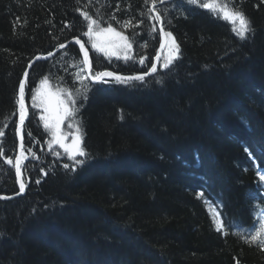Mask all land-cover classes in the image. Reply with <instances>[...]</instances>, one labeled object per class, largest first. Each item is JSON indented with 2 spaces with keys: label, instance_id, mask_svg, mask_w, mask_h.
Segmentation results:
<instances>
[{
  "label": "trees",
  "instance_id": "obj_1",
  "mask_svg": "<svg viewBox=\"0 0 264 264\" xmlns=\"http://www.w3.org/2000/svg\"><path fill=\"white\" fill-rule=\"evenodd\" d=\"M216 2L239 6L254 30L250 38L241 41L221 14L187 0L157 7L179 59L144 82L90 83L74 120L62 125L73 132L68 124H79L88 153L74 172L63 167L72 161L58 146L49 148L31 95L45 77L53 90L79 88V48L68 45L32 66L21 131L26 188L0 201V264H264V251L245 242L264 208V3ZM147 7L144 0H0V196L18 193L15 101L28 64L74 39L86 42V12L132 45L125 61L85 43L92 74H142L160 46L157 22L142 15ZM195 188L220 197L206 200L223 232Z\"/></svg>",
  "mask_w": 264,
  "mask_h": 264
},
{
  "label": "snow or ice",
  "instance_id": "obj_2",
  "mask_svg": "<svg viewBox=\"0 0 264 264\" xmlns=\"http://www.w3.org/2000/svg\"><path fill=\"white\" fill-rule=\"evenodd\" d=\"M165 3V0H144L145 5H148L146 11L142 15H148L149 19H154L162 23V15L157 9V3ZM264 3V0H261ZM79 3V0H77ZM189 5L202 6L206 9L211 10L214 14L219 13L222 18L229 21L232 25V31L241 40L245 41L250 38V34H253L254 30L252 28L250 20L240 10L239 6L229 7L227 3H218L216 0L212 2H206L203 4L199 3V0H187ZM167 9H165L166 14ZM155 15H149L152 13ZM86 21V31L82 32V36L87 37L86 42H82L80 38L75 40V43L79 45V51L83 54V60L80 61L82 67L79 68V72L76 74V79L80 83V87L77 88L73 85L72 90L64 87H57L53 90V87L49 83V79L45 77L40 80L39 87L35 88L33 94L31 95V100L33 107H39L42 109V114L40 115V120L44 123V128L48 130L51 135V140L49 142V148L51 149L53 145H57L66 154L67 158L72 161V166L65 163L63 167L70 171H76V166L83 165L86 159H77L78 157L88 158V153L82 147V136L81 129L78 123H69L68 128H74L73 132H65L62 130V125H64L66 120H74L76 113L79 109L76 107L77 97L87 99V93L90 91V83H110L115 81L120 84H128L131 81L144 82L145 76L152 75L157 72V63H160L161 70H169L174 64V61L179 59L180 48L176 43L170 31H165L162 27L160 29V35L164 42L160 44V49L164 52L163 59L161 60L160 53H157L155 60L157 63H151L148 71L142 74L133 75H118L112 71H96L92 74V62L89 58V50L85 47V43L91 45V48L98 53H102L104 57L111 58L115 56L117 59H123L128 61L132 59L129 55L131 52L132 45L129 43L128 37H126L121 31H117L116 28L112 26L111 23H106L102 25L101 20L94 19L91 15L86 12H81ZM111 20H115L116 17L112 15ZM119 23V21H117ZM131 24V20L124 22V27H128ZM67 27V25H66ZM155 30V29H153ZM61 48L65 47L64 44L60 45ZM52 53H49L51 55ZM39 59V57H37ZM141 65L145 64V58L141 57L138 60ZM31 67V64L28 66ZM81 73H86L81 75ZM24 79L19 82V92L18 98L15 103L18 105L19 111V132L23 129L25 120L27 118L28 112L25 106V83L27 81L28 72L23 73ZM111 78V80L107 79ZM89 82V83H86ZM156 83H162V81H156ZM75 93V95H74ZM3 133L0 132V136ZM30 135V134H29ZM71 136V141L66 142ZM20 154L15 157V174L19 181V194L25 191L26 184L23 180H20L21 176V161L26 159L24 155V144L23 135H20ZM247 151V149H245ZM59 156V153H56ZM12 164V160L6 161ZM259 181L264 182V175H259ZM39 184L40 181L36 180ZM203 196L204 193L199 194ZM255 198L256 193L250 194ZM11 197L0 196V199H10ZM261 216V222L259 223V228L256 229L255 224L249 227L248 234L250 239L245 242L249 245H256L260 250L264 251V208H261L258 213ZM219 214H217L218 216ZM225 229V224L219 218L216 220V231L223 232ZM255 234H251L252 232ZM227 234V233H225ZM2 235V234H0Z\"/></svg>",
  "mask_w": 264,
  "mask_h": 264
},
{
  "label": "water",
  "instance_id": "obj_3",
  "mask_svg": "<svg viewBox=\"0 0 264 264\" xmlns=\"http://www.w3.org/2000/svg\"><path fill=\"white\" fill-rule=\"evenodd\" d=\"M172 1H173V0H165V3H158V4H157V7H160V6H162V5H164V4H167V3H171ZM155 14H156L155 12L152 13V15H155ZM155 21H156V20H155ZM156 22H157V27H158V30H159V33H160V29H161V27H162V23L159 22V21H156ZM75 40H76V39H74V40H72V41H70V42L64 44L65 47H63V48L60 47L58 50H56L55 52H53L51 55H48V56H45V57H39V59H37V58L33 59V60L28 64V66L31 64V67L29 68V67L27 66V68H26L25 71H27V72H28V75H29V72H30L31 68H32V66H33L35 63L43 62V61H47V60L51 59V58L54 57L59 51L65 49L68 45H74V46H76V47L79 48V45H77V44L75 43ZM162 42H164V41H163L162 38H161V43H162ZM158 53H160V55H161V59H162L163 52L161 51V49H159ZM81 58H82V60H83V54H82V53H81ZM89 58H90V52H89ZM153 63H157V61L155 60V58H154V62H153ZM159 65H160V63H157V69L159 68ZM85 74H86V73H85ZM115 74H116V73H115ZM118 75H120V74H118ZM152 75H153V74H152ZM152 75H147V76H145V79L151 77ZM22 79H24V76H23V75H22ZM22 79H21V80H22ZM131 82H136V81H131ZM91 84H98V83H91ZM18 92H19V89H18ZM17 96H18V95H17ZM17 98H18V97H17ZM25 106H26V108H27V104H26V102H25ZM27 112H28V110H27ZM27 119H28V115H27V118H26L25 122L27 121ZM24 124H25V123H24ZM18 129H19V121H18L17 126H16V139H17V143H18V152H17V154H16V157L19 156V154H20V144H21V140H20L21 131H20L19 134H18ZM14 164H15V160H14ZM14 169H15V168H14ZM15 176H16V174H15ZM16 179H17V177H16ZM20 180H22V179H21V176H20ZM17 189H18V193H19V181H18V179H17ZM23 195H24V192H23L22 194H19V195H18V194H15V195H13V196H10V197H11L10 199H0V200H1V201L13 200V199H16V198L22 197ZM5 197H6V196H5Z\"/></svg>",
  "mask_w": 264,
  "mask_h": 264
},
{
  "label": "bare ground",
  "instance_id": "obj_4",
  "mask_svg": "<svg viewBox=\"0 0 264 264\" xmlns=\"http://www.w3.org/2000/svg\"><path fill=\"white\" fill-rule=\"evenodd\" d=\"M158 28V27H157ZM159 31V30H158ZM159 35H160V33H159ZM70 42V41H69ZM159 43L161 44V35H160V41H159ZM159 49H160V46H159ZM159 49H158V51H159ZM158 53V52H157ZM164 53V52H163ZM155 58V57H154ZM154 58H153V60H152V63L154 62ZM162 59H163V55H162ZM161 59V60H162ZM151 66V65H150ZM150 66L149 67H146V71H148V69L150 68ZM17 152H18V148H17ZM17 154V153H16ZM15 160V159H14ZM14 163V162H13ZM14 172H15V170H14ZM202 176V175H201ZM201 176L200 177H198V178H201ZM21 179H22V177H21ZM15 181H16V184H17V179H16V176H15ZM196 189V188H195ZM197 190V193H196V195H197V198H199V200H201V201H204L205 203H206V205H207V200L206 199H209V198H207L206 197V195H205V193H204V191H202V190H198V189H196ZM201 192H203L204 193V195L203 196H200L199 194L201 193ZM6 197H10V196H6ZM203 199V200H202ZM210 201H221V199H220V197H218L217 195H214V194H210V199H209ZM1 201V200H0ZM8 201H10V200H8ZM206 208H207V206H206ZM213 217V216H212ZM216 218H219L220 220H221V218L219 217V216H217ZM213 219H214V217H213ZM215 220V219H214ZM222 221V220H221Z\"/></svg>",
  "mask_w": 264,
  "mask_h": 264
},
{
  "label": "rangeland",
  "instance_id": "obj_5",
  "mask_svg": "<svg viewBox=\"0 0 264 264\" xmlns=\"http://www.w3.org/2000/svg\"><path fill=\"white\" fill-rule=\"evenodd\" d=\"M93 51H95L94 49H92ZM96 52V51H95ZM98 53V52H97ZM131 53V52H130ZM130 53H129V55H130ZM99 54H102V53H99ZM103 55V54H102ZM111 58H114V59H117L115 56H113V57H111ZM63 129V128H62ZM71 141V136H69V139H68V141H66V142H70ZM57 146V145H56ZM62 151H63V149H61ZM207 209L209 210V212H210V214L214 217V219H215V223H216V220H217V210H216V208L215 207H213L211 204H208L207 203Z\"/></svg>",
  "mask_w": 264,
  "mask_h": 264
}]
</instances>
